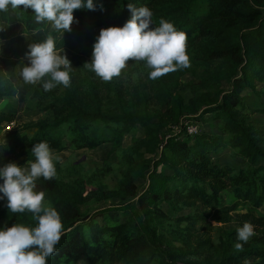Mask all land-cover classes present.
Segmentation results:
<instances>
[{
	"label": "trees",
	"instance_id": "1",
	"mask_svg": "<svg viewBox=\"0 0 264 264\" xmlns=\"http://www.w3.org/2000/svg\"><path fill=\"white\" fill-rule=\"evenodd\" d=\"M94 3L95 10H74L78 23L74 21L69 36L74 39L70 42L73 47L91 50L98 37L97 27H122L131 18L130 3L147 6L153 13L150 28L158 27L160 20L165 19L186 33L187 53L203 70L200 84L208 91L186 102L181 84L186 70L181 69L157 80L149 79L150 89H141L132 97L112 85L108 96L103 95L93 77H83L82 84L75 88L59 85L36 95L39 109L46 116L25 126L40 128L43 134L29 138L11 132L7 141L0 140V167L21 155L34 159L31 149L35 143L43 141L51 148H66L65 144L62 146L64 134L61 130L54 132L61 126H66L71 145L80 149H93L106 141L120 147L125 135L139 125L145 129V136L135 137L136 145L125 154L129 165L113 192H107L103 185L88 192V184L98 183L91 179L66 181L58 175L50 181L40 178L36 190L45 192L46 202L59 211L64 225L57 251L47 264H73L82 256L88 264H249L246 260L251 257L264 261V213L258 218L251 214L239 216V225L243 226L245 220L257 225L258 232L250 243L244 244L243 252L234 249L237 230L224 231L226 238L219 236L215 244V237L207 230L212 224H204L205 234L201 237L195 228L198 221L209 217L217 222L231 221L230 211L242 190H230L229 185H248L250 191L244 199L255 200L256 208L262 203L258 199H263L264 193V128L246 111L243 91L253 89L264 94V0ZM19 11V20L27 31L47 27V23L34 22L32 9L21 7ZM13 64L6 59L0 68V99L15 96L22 104L29 89L20 81ZM222 81L228 87L213 91L214 85ZM258 81L263 83L261 89L257 88ZM41 85L35 91H40ZM153 102L167 109L158 110L152 107ZM206 113H212V119L219 121V131L189 134L184 128L178 133L163 134L169 122L179 123L184 116L200 124ZM15 119L14 112L0 109V123ZM227 149L228 158H242L245 164L235 167L224 155ZM140 177L149 181L143 190L136 183ZM113 196L121 202L94 212L82 210L91 199ZM190 198L199 199L202 211L185 215L179 221L163 207V202H168L178 210L177 203L186 204ZM0 217L7 219L8 227L16 223L37 224L31 213L13 214L7 206L0 208ZM184 220L188 222L182 224ZM214 246L210 258L189 257Z\"/></svg>",
	"mask_w": 264,
	"mask_h": 264
},
{
	"label": "clouds",
	"instance_id": "2",
	"mask_svg": "<svg viewBox=\"0 0 264 264\" xmlns=\"http://www.w3.org/2000/svg\"><path fill=\"white\" fill-rule=\"evenodd\" d=\"M32 9L34 22L49 24L55 32H71L78 23L74 10H95L94 0H0V13ZM131 18L122 26L102 28L94 44L92 58L84 67L93 71L104 82L119 77L130 60L146 62L151 69L149 79L157 80L169 73L190 67L187 36L172 22L161 19L159 26L150 28L152 11L147 6L128 5ZM28 64L18 71L26 85L42 84L44 91L59 85H71L72 63L66 54L56 48L51 33L40 42L29 45ZM34 159L26 166L8 162L0 167V200L6 199L10 213L29 212L36 226L16 223L0 229V264H47L57 251L63 235V222L59 211L46 202L45 192L37 191V180L57 178L56 162L63 163L47 142L35 143L31 149ZM255 235L254 226L245 222L237 228L236 252L244 251V244Z\"/></svg>",
	"mask_w": 264,
	"mask_h": 264
},
{
	"label": "rangeland",
	"instance_id": "3",
	"mask_svg": "<svg viewBox=\"0 0 264 264\" xmlns=\"http://www.w3.org/2000/svg\"><path fill=\"white\" fill-rule=\"evenodd\" d=\"M105 28L104 26H99L96 28L97 36L100 33V30ZM51 33L54 37L56 48L63 54H66L69 60L72 63V69L70 72L71 75V85L72 87H77L82 84L83 77H93L97 82H99V87L103 95L108 96V89L110 86H117L125 93L127 97H132L141 89H150L149 83V73L151 69L146 66V62H137L130 60L127 67L122 71L119 77L114 78L110 82L102 81L96 74L91 71L89 68L84 67V64L91 61L92 52L91 50L83 49L80 51V47H73L70 42L74 39H70L71 32L65 31L64 33L55 32L51 29V26L47 24L45 29L39 31H27L24 25L19 20V17L12 10H9L7 13H0V68L4 66V61L6 59L14 62L13 68L14 71L18 74L20 68L24 64H28L26 53L29 51V45L43 41L47 35ZM88 50V52H87ZM189 55V54H188ZM7 57V58H6ZM16 63V64H15ZM196 62L190 58V67L185 68L186 73L181 77V84L183 89V95L185 101L188 102L190 98L201 92H207L208 90L201 86L200 81L204 74L201 68H197ZM20 78V77H19ZM20 81L22 79L20 78ZM37 85H27L29 92L27 95V100L20 104L18 98L15 96H6L3 99H0V109L6 112H14L16 114V119L12 122H3L0 123V140L7 141L11 132L18 133L19 135L26 134L29 138L34 136H41L43 131L37 127H26V124L31 122H37L41 118L46 116L45 112L40 111L38 103L39 96L44 91L42 85L40 91H35ZM70 85V86H71ZM263 83L258 81L257 88L261 89ZM228 87L226 81H222L219 85H214L213 91L216 89H222ZM244 102H246V111L249 112L250 118L254 119L261 127L264 128V94L258 93L253 89H246L243 91ZM154 103V104H153ZM152 107L165 111L167 108L160 103L153 102ZM198 115V114H197ZM212 113H206L204 119H202L200 125L204 131H219V121L212 119ZM173 122H169L163 134L172 131ZM64 134L62 140V146L65 144L66 148H52L53 152L60 155L63 163L56 162L57 175L66 181H78L84 180L98 182L97 185L88 184V192L92 191L93 188L103 185L105 186L107 192H113L119 187V183L126 174L127 167L129 165L127 159L124 157L125 154L130 150L131 147L135 146V137L140 138L145 136V129L142 126H138L136 130L132 133L125 135L124 139L121 142L120 147H115L116 144L110 141H106L96 148H77L71 145L69 141L68 131L66 126H61L54 129L55 133ZM144 152V150H142ZM230 151L227 149L224 152L226 158H228ZM145 156H150V154L145 153ZM28 159L25 155H21L17 158L10 160L9 162H15L20 166H26ZM228 161L232 162L235 167H240L245 164V160L239 157H229ZM160 170H165L171 172L168 169L160 167ZM40 182V179L37 180V183ZM3 183V181H2ZM139 190H143L149 183L148 178H138L136 181ZM240 188L242 190L241 197L237 199L234 203L236 206L230 211L232 219L230 222H217L210 217L206 220L203 219L198 221L195 228L198 230V236L201 237L205 234L204 224L210 223L212 227H208L207 230L215 237L214 243L217 244L219 236L226 238L224 231H233L237 230L241 222L240 215L242 214H251L255 217L261 216L264 213V193L263 199L260 197L258 200L262 203L260 207H255V200L244 199V194L250 191L248 185H243L238 187L237 185H229L228 189L235 190ZM257 201V200H256ZM121 202L118 198L114 196L109 199L96 200L91 199L88 203L82 206L84 212H94L95 210L103 207L113 206L116 203ZM7 205L6 199L0 200V208H3ZM179 209L176 210L168 202H163L164 209L177 221H179L183 216L191 214L196 211H202V203L199 199L190 198L187 200L186 204L177 203L176 205ZM256 208V209H255ZM122 220L126 219L125 215H122ZM252 218V217H251ZM102 220V219H100ZM188 221L184 220L183 223ZM245 223V220H243ZM196 224V223H195ZM253 224V223H252ZM193 226V225H192ZM255 235L258 234L255 224H253ZM8 227V221L5 218L0 217V229ZM237 235V234H236ZM254 235V236H255ZM254 236L249 239V243L253 240ZM247 242V243H248ZM216 246L209 251H204L196 255H189V257H200V258H210L211 252H214ZM246 263L249 264H264L260 258H249L246 260ZM73 264H88L86 257L82 256L80 259L75 261Z\"/></svg>",
	"mask_w": 264,
	"mask_h": 264
},
{
	"label": "built area",
	"instance_id": "4",
	"mask_svg": "<svg viewBox=\"0 0 264 264\" xmlns=\"http://www.w3.org/2000/svg\"><path fill=\"white\" fill-rule=\"evenodd\" d=\"M171 128L173 133L181 132L184 128H186L189 134H196L203 131L199 123L194 122L192 119L189 120L184 116L179 123L172 124Z\"/></svg>",
	"mask_w": 264,
	"mask_h": 264
}]
</instances>
